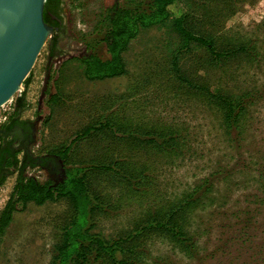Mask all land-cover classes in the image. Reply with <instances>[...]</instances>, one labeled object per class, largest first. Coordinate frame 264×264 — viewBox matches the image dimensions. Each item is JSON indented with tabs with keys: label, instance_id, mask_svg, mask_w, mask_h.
I'll list each match as a JSON object with an SVG mask.
<instances>
[{
	"label": "rangeland",
	"instance_id": "obj_1",
	"mask_svg": "<svg viewBox=\"0 0 264 264\" xmlns=\"http://www.w3.org/2000/svg\"><path fill=\"white\" fill-rule=\"evenodd\" d=\"M149 1L64 0L72 44L87 49L53 63L46 72L49 36L29 74V86L24 84L30 106L21 118L36 123V151L69 142L83 128L105 120L119 129L121 122L139 130L172 132L178 138L174 152L120 144L105 130L79 143L76 160L123 156L142 176L140 190L129 195L117 178L96 176L94 185L110 201L111 211L98 217L95 231L116 238L149 211L168 207L197 187L200 200L187 227L195 241L193 253L153 238L142 264H264V0H194L199 30L215 33L225 46L249 45L251 52L220 63H211L203 48L180 54L181 69L190 79L225 94L246 95L241 133L227 130L216 106L176 78L171 60L180 39L167 26L144 28L132 40L124 53L126 75L85 79L74 58L90 52L108 56L101 40L110 9ZM56 91L62 103L51 113L47 100ZM15 98L0 115L12 111ZM27 173L41 181L53 178L39 167ZM14 181L15 175L0 189V210ZM70 214L65 200L30 203L16 212L1 244L0 264H50Z\"/></svg>",
	"mask_w": 264,
	"mask_h": 264
},
{
	"label": "trees",
	"instance_id": "obj_2",
	"mask_svg": "<svg viewBox=\"0 0 264 264\" xmlns=\"http://www.w3.org/2000/svg\"><path fill=\"white\" fill-rule=\"evenodd\" d=\"M57 2L60 3V0H47L44 8V20L54 28L50 53L55 52V40L63 30L60 21L53 20L49 12L54 4L57 7ZM194 4V0H151L142 4L143 6L116 5L110 9L101 40L108 56L104 58L90 52L74 59L78 61L85 78L90 81L126 75L128 68L124 53L132 40L144 28L167 26L180 39L171 60V69L176 78L216 106L227 130L235 129L241 133L243 116L247 111L244 100L246 95L225 94L212 90L205 83L200 84L190 79L181 69L180 54L191 51L193 47L203 48L211 63H220L243 53L250 54V47L246 44L225 46L219 42L215 33L199 30ZM57 11L54 13L60 17ZM29 78L24 81L26 88L30 84ZM51 100L55 104L60 102L57 95ZM29 106L27 93L24 91L16 97L7 120L0 124V187L8 177L16 174L10 196L0 211V252L16 212L25 211L30 203L42 206L48 202L65 200L71 214L61 226L50 264H142L144 257L148 256L146 247L153 238H163L180 249L193 253L195 241L187 227L190 214L200 200L195 197L199 188L196 187L168 207L149 211L143 219L118 237L108 238L95 231L98 217L108 214L111 206L110 201L96 189L94 179L101 173L113 176L120 180L123 194L129 195L140 190L142 176L139 173L136 175V169L123 156H120V160L111 158L88 162L75 158V149L83 139L104 130L120 139V144L174 152L178 147V138L172 132L139 130L135 125L121 122L119 129L105 120L83 128L69 142L46 146L36 151V126L32 121L21 118ZM37 167L47 168L59 175L44 181L28 175L29 169Z\"/></svg>",
	"mask_w": 264,
	"mask_h": 264
},
{
	"label": "water",
	"instance_id": "obj_3",
	"mask_svg": "<svg viewBox=\"0 0 264 264\" xmlns=\"http://www.w3.org/2000/svg\"><path fill=\"white\" fill-rule=\"evenodd\" d=\"M46 1L0 0V108L22 88L49 36L54 35V28L44 20ZM60 12L63 30L55 40V52L49 51L46 72L53 63L87 49L72 44L64 22V2Z\"/></svg>",
	"mask_w": 264,
	"mask_h": 264
},
{
	"label": "crops",
	"instance_id": "obj_4",
	"mask_svg": "<svg viewBox=\"0 0 264 264\" xmlns=\"http://www.w3.org/2000/svg\"><path fill=\"white\" fill-rule=\"evenodd\" d=\"M62 73H63V72H61V70H58V71L56 72L57 78H55L53 81L56 82V83H58L59 79L61 78ZM84 77H85V76H84ZM85 79H86V78H85ZM86 80H88V79H86ZM88 81H90V80H88ZM54 95H57V96L60 98V102H59L58 104L62 103V97H61V95L58 93V91H56L55 93H52V94L50 93L49 98H48V100H47V105H48V107H49L51 113H53V108H54V106H57V105H58V104H55L54 102H52V100H51L52 97H53ZM39 112H40V110H39ZM50 115H51V114H50ZM28 120H29V121H32V122L34 123V121H33L32 119H28ZM39 120H40V123H41V122H42V119L39 118ZM47 120H48V119H46L45 122H47ZM34 124H36V123H34ZM35 146L38 147V144H36Z\"/></svg>",
	"mask_w": 264,
	"mask_h": 264
},
{
	"label": "built area",
	"instance_id": "obj_5",
	"mask_svg": "<svg viewBox=\"0 0 264 264\" xmlns=\"http://www.w3.org/2000/svg\"><path fill=\"white\" fill-rule=\"evenodd\" d=\"M24 91H25V88H24V83H23V84H22V88L19 90V92H18L17 94H15V96H16V97H17V96H20ZM15 99H16V98H15ZM11 100H12V99H11ZM11 100H10V101H11ZM10 101H9V102H10ZM7 103H8V102H7ZM7 103H6V104H7ZM6 104H5V105H6ZM5 105H3L2 107H4ZM2 107H1V108H2ZM1 108H0V110H1ZM12 110H13V109H12ZM27 110H28V109H27ZM8 113H10V112H8ZM8 113L5 112L4 114L0 115V124L3 123V122H5V121L7 120ZM13 175H15V181H16V174H13ZM13 175H11L10 177H8V179L11 178ZM8 179H7V180H8ZM7 180H6V182H7ZM15 181H14V184H15ZM6 182H5V183H6ZM4 185H5V184H4ZM4 185H3V186H4ZM13 186H14V185H13ZM1 188H2V186L0 187V189H1ZM12 189H13V187H12ZM11 191H12V190H11ZM10 193H11V192H10ZM9 196H10V194H9ZM9 196H8V198H9ZM8 198H7V200H8ZM7 200H6V202H7ZM6 202H5V203H6ZM5 203H4V205H5ZM4 205H3V207H4ZM3 207H2V208H3ZM1 210H2V209H1ZM1 210H0V211H1Z\"/></svg>",
	"mask_w": 264,
	"mask_h": 264
},
{
	"label": "flooded vegetation",
	"instance_id": "obj_6",
	"mask_svg": "<svg viewBox=\"0 0 264 264\" xmlns=\"http://www.w3.org/2000/svg\"><path fill=\"white\" fill-rule=\"evenodd\" d=\"M63 2H64V0H60V3H56L57 4V7H55V4H54V7H53V9H51L49 12H50V14H52V18H53V20H59L60 21V23L63 25V23H62V18H61V8H62V6H63ZM56 8H58L59 10V12L57 11V9ZM58 12V14L60 15V17H58V15L57 14H55L54 12Z\"/></svg>",
	"mask_w": 264,
	"mask_h": 264
}]
</instances>
